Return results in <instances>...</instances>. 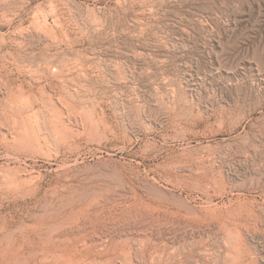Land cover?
<instances>
[{
  "label": "rangeland",
  "instance_id": "374dc122",
  "mask_svg": "<svg viewBox=\"0 0 264 264\" xmlns=\"http://www.w3.org/2000/svg\"><path fill=\"white\" fill-rule=\"evenodd\" d=\"M263 78L264 0H0V264H264V148L168 175V212L94 176L239 142V112L217 115Z\"/></svg>",
  "mask_w": 264,
  "mask_h": 264
},
{
  "label": "bare ground",
  "instance_id": "6f19581e",
  "mask_svg": "<svg viewBox=\"0 0 264 264\" xmlns=\"http://www.w3.org/2000/svg\"><path fill=\"white\" fill-rule=\"evenodd\" d=\"M237 112H239V130L241 129L238 134L239 142L234 140V138H230V133L219 131L214 135H210L209 137L183 141L174 148H170L168 146L155 147L152 151L154 154L151 158L160 159V161L152 168L146 169V167H144L142 174L143 176L139 175L140 171L138 172L135 170L134 173H131L127 168L118 165L113 160H107L102 165L98 166L94 170V176L98 179L118 180L120 183L125 184L128 188H130L131 185L136 204L141 205V207L145 209L168 212L172 209L173 201L175 199L174 194L165 190L167 189L166 187H164L165 189L161 188L164 182H166V177L168 175L182 174L183 172H187L188 174H195L199 178L209 180V178H215V174L222 172V163L228 158L238 155L239 157L247 158L262 152V148H264V122L249 126L244 125L243 122L252 121L253 116L256 114L264 115V80L256 82V85L251 87L248 93L245 92L244 94H240L237 100H234L232 104H229L226 108H223L218 113L216 121L221 126L227 117L234 115ZM217 136H221V138L217 140ZM139 166H143V161L137 163V167ZM132 177L138 179L140 183H142V193H139L137 190H135V188H133L134 184L131 182L133 179ZM256 186H259V182H257ZM255 189H257V187H253V190ZM243 204L239 205L240 212ZM245 211L249 213L247 214L249 215V218L253 217V211ZM245 217L246 216H244V219ZM257 219H259V216ZM229 220L231 221V219ZM231 223L230 225H227L233 226L235 224L238 226V224H236L237 222L232 225ZM243 223L245 224V221ZM244 224L242 226L246 227ZM233 227H231V229H233ZM39 238L41 239V237ZM72 251L75 252L73 246L67 248L64 247L61 250L63 254H68ZM239 251H241V249H239Z\"/></svg>",
  "mask_w": 264,
  "mask_h": 264
}]
</instances>
